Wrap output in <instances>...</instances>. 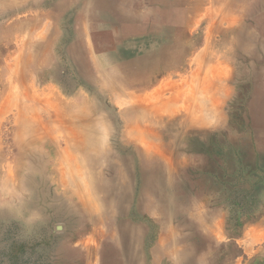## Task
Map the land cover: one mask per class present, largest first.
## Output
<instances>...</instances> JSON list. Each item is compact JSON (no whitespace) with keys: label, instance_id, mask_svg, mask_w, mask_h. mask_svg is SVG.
I'll list each match as a JSON object with an SVG mask.
<instances>
[{"label":"rangeland","instance_id":"374dc122","mask_svg":"<svg viewBox=\"0 0 264 264\" xmlns=\"http://www.w3.org/2000/svg\"><path fill=\"white\" fill-rule=\"evenodd\" d=\"M1 1L0 264H264V0Z\"/></svg>","mask_w":264,"mask_h":264},{"label":"bare ground","instance_id":"6f19581e","mask_svg":"<svg viewBox=\"0 0 264 264\" xmlns=\"http://www.w3.org/2000/svg\"><path fill=\"white\" fill-rule=\"evenodd\" d=\"M35 2H36V1H35ZM6 5H7V4H6ZM6 5H5V6H6ZM34 19H35V17H34ZM26 96H27V95H26ZM15 97H16V96H15ZM19 97H20V96H19ZM20 99H21V98H20ZM9 101H10V100H9ZM60 102H61V101H60ZM15 103L17 104L18 101L16 100ZM51 103H52V105L50 104V106L52 107V106H53V102H51ZM9 104H10V103H9ZM54 104H55V103H54ZM17 105H18V104H17ZM56 105H57L58 107H57ZM61 105H63V103H62V104H61V103L59 104V102H58V104H55V105H54V106H56V107H54V108H55L57 111H55L54 108H52V109H53L55 112H57V114H59V113H60V109L62 110V108L64 109V107H65V106L62 107ZM50 106H49V107H50ZM49 109H50V108H49ZM53 110H52V114L54 113ZM50 111H51V109H50ZM58 112H59V113H58ZM21 113H22V115H24V110L21 109ZM49 113H50V112H49ZM68 113H69V114L66 113L65 115H66V116L68 115L71 119H73V118L70 116V114H72V113H71V112H68ZM54 115H55V114H54ZM72 115H73V114H72ZM51 116H53V115H51ZM56 116H57V115H56ZM58 116H60V114H59ZM23 118H25V117H23ZM58 118H59V117H58ZM60 118H61V117H60ZM63 118H64V117H63ZM70 118H69V119H70ZM27 119H28V118H27ZM33 119H34V118H33ZM35 119H36L35 122H37V123L40 124V122H38V121H39V118H35ZM51 119H52V117H51ZM56 119H57V118H56ZM65 119H66V117H65ZM71 119H70V120H71ZM63 120H64V119H63ZM81 120H82V119H81ZM89 120H90V119H89ZM89 120H88V122H89ZM31 121H32V120H31ZM31 121H29V120H28V121H25V122L23 121V123H24V125H25L26 128H25V130L21 133V136L23 137V139H24L25 141H28V139L30 138L28 134L31 133V132H28V129L31 128V127H32V128L35 127V126H32V125H34V122H31ZM71 121L73 122V124H75V121H73V120H71ZM71 121H70V122H71ZM55 122H56V121H55L54 119L50 120V121H49L50 126H51V127H52V125L55 126V125H56ZM60 122H61V121H60ZM70 122H69V123H70ZM72 122H71V123H72ZM42 123H44V122L42 121ZM62 123H63V122H62ZM65 123H67V122L65 121ZM77 123H78V122H77ZM41 125H43V124H41ZM66 125H67V124H66ZM79 125H80V124H79ZM79 125H78V127H79ZM45 126H46L47 128L50 129V126H49L48 124H47V125L45 124ZM67 126H68V125H67ZM75 126H76V124H75ZM75 126H74V127H75ZM74 127H73V125H72V126L70 127V129H71V128H74ZM78 127H77V128H78ZM66 128H67V127H66ZM68 128H69V127H68ZM77 128L75 127V129H77ZM33 129H34V128H33ZM51 130H52V129H51ZM68 130H69V129H68ZM72 130H73V129H72ZM92 130H93V127H92ZM73 131H75V130H73ZM76 140H77V139H76ZM71 143H72V142H71ZM89 143H90V142H89ZM68 145H69V144H68ZM69 149H70V148H69ZM70 154H71V152H70ZM71 156H72V155H71ZM79 167H80V166H79ZM69 168H70V167H69ZM71 169H72V168H70V171H71ZM81 170H82V169H81ZM76 171H77V170H76ZM84 171H85V170H84ZM64 172H65V171H64ZM66 173H67V172H66ZM73 173H74V171H73ZM64 174H65V173H64ZM74 174H75V173H74ZM66 180H67V179H66ZM87 201H88V200H87ZM88 202H89V201H88ZM90 205H91V204H90Z\"/></svg>","mask_w":264,"mask_h":264},{"label":"crops","instance_id":"0c3cea01","mask_svg":"<svg viewBox=\"0 0 264 264\" xmlns=\"http://www.w3.org/2000/svg\"><path fill=\"white\" fill-rule=\"evenodd\" d=\"M5 0H2L1 2V7L3 10L7 11V10H14L15 8H17V6H19L18 3H16L15 1H12V3H7V2H4ZM7 4V5H6ZM28 4V3H27ZM6 5V6H5Z\"/></svg>","mask_w":264,"mask_h":264}]
</instances>
